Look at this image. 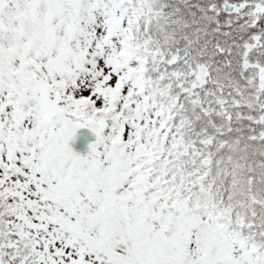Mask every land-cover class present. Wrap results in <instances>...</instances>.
<instances>
[{"label":"snow or ice","instance_id":"snow-or-ice-1","mask_svg":"<svg viewBox=\"0 0 264 264\" xmlns=\"http://www.w3.org/2000/svg\"><path fill=\"white\" fill-rule=\"evenodd\" d=\"M0 264H264V0H0Z\"/></svg>","mask_w":264,"mask_h":264},{"label":"water","instance_id":"water-1","mask_svg":"<svg viewBox=\"0 0 264 264\" xmlns=\"http://www.w3.org/2000/svg\"><path fill=\"white\" fill-rule=\"evenodd\" d=\"M80 132H84V131H87L86 129H81V130H79ZM78 131V134H81L80 132ZM94 139V135H93V137L89 140V141H87L84 145H85V148H87L88 149V144L92 141ZM83 146V145H82Z\"/></svg>","mask_w":264,"mask_h":264},{"label":"flooded vegetation","instance_id":"flooded-vegetation-1","mask_svg":"<svg viewBox=\"0 0 264 264\" xmlns=\"http://www.w3.org/2000/svg\"><path fill=\"white\" fill-rule=\"evenodd\" d=\"M72 146H73V148H74L75 150L79 151L78 148H77V146H76V144H75V142H73V145H72Z\"/></svg>","mask_w":264,"mask_h":264}]
</instances>
